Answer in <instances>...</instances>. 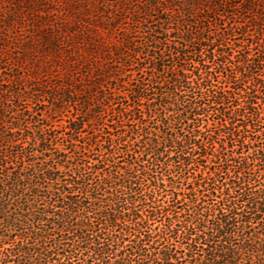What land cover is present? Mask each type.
I'll return each mask as SVG.
<instances>
[{
    "label": "trees",
    "instance_id": "16d2710c",
    "mask_svg": "<svg viewBox=\"0 0 264 264\" xmlns=\"http://www.w3.org/2000/svg\"><path fill=\"white\" fill-rule=\"evenodd\" d=\"M0 264H264V0H0Z\"/></svg>",
    "mask_w": 264,
    "mask_h": 264
}]
</instances>
